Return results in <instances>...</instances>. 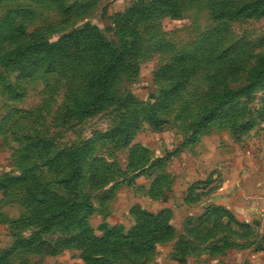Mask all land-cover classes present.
Wrapping results in <instances>:
<instances>
[{
  "label": "rangeland",
  "instance_id": "374dc122",
  "mask_svg": "<svg viewBox=\"0 0 264 264\" xmlns=\"http://www.w3.org/2000/svg\"><path fill=\"white\" fill-rule=\"evenodd\" d=\"M101 4L0 0V180L27 173L37 195L48 188L76 210L63 225L31 224L39 206L23 179L0 188V264H88L86 242L71 240L89 229L111 233L102 245L111 264H231L244 252L240 264H264V227L224 196L228 172L250 169L264 184V73L252 81L264 57V4L256 6L262 15L219 22L207 0L184 2L180 17L147 22L149 33L139 19L147 41L136 72L117 80L107 109L69 115L77 99L87 100L84 81L48 63L29 65L24 50L87 26L117 47L113 20L98 17ZM199 122L206 128L197 131ZM132 147L140 148L134 158ZM69 149L82 165L75 191L56 183L76 167L58 174ZM97 159L114 163L115 180L91 184ZM19 238L45 246H20Z\"/></svg>",
  "mask_w": 264,
  "mask_h": 264
},
{
  "label": "trees",
  "instance_id": "16d2710c",
  "mask_svg": "<svg viewBox=\"0 0 264 264\" xmlns=\"http://www.w3.org/2000/svg\"><path fill=\"white\" fill-rule=\"evenodd\" d=\"M198 0H153L149 4H143L140 6L132 5L124 12L115 13L110 19L113 20L114 30L118 39V46L114 47L102 33L93 26H87L78 30H75L72 34L60 38L56 43H49L48 41L40 40L37 44L29 45L24 50V61L29 65H35L40 67H46L48 63V69L50 71L60 73L66 71L68 74L73 75L75 79L84 81L86 89L87 100L85 102L76 100L75 107L70 109L69 115H82L85 113L96 114L98 111L108 108L106 103L116 99L113 92V87L117 80L125 73L126 70H130V73H135L137 64L135 57L139 56L141 48L146 45V38L141 36L138 32V26L142 23H138L139 19L143 20L144 31L149 33V29H146L149 21L155 19L158 15H168L171 17H180V13L183 11L184 2L186 5H190ZM239 2V1H238ZM208 8L211 11V16L216 21H222L225 19H237L240 17H255L262 15L261 7H256L258 4L263 5L264 0H257L250 3L249 0H245L242 4H238L236 0H207ZM133 25V26H132ZM144 40L141 43V40ZM153 40V38H151ZM149 40V41H151ZM196 55H192V59H195ZM189 58V57H188ZM185 56L179 58V62H185ZM259 69L253 76V82L258 81L260 76L264 73V57L260 58L258 63ZM206 128V125L199 122L196 124V130ZM132 140L124 143V146H130ZM49 145L48 143H44ZM39 144L37 143L36 146ZM43 146L42 148H47ZM132 158H134L135 152L139 150V147H132ZM71 152V153H70ZM73 150H68L69 164H59L62 167L58 174H61L69 168L68 166L74 165L73 170L66 171V176H61L56 183L58 185L73 186V191L77 187V183L73 182L74 174L78 170H82V165L77 166L75 160L77 155H72ZM65 159V157H63ZM62 158V159H63ZM63 159V160H64ZM80 161H85V156L79 155ZM97 166L89 173L91 184H97L96 181H104L106 183L111 180H115V172H111L110 167L114 166V163L106 159H97L95 161ZM66 164V165H65ZM120 170V169H119ZM118 170V171H119ZM27 177L18 176H4L0 180V188L6 189L10 182L20 179L24 181L27 195L31 198L33 203L39 206V209L35 212L33 219H28V222L36 225H63L65 221H71L73 219L75 206L74 202H64L57 195L50 193L48 188H43L40 194L35 192V181L33 177H30L27 173H24ZM81 178L83 175L80 176ZM23 179V181L21 180ZM112 193V192H111ZM76 194V193H75ZM107 195V194H106ZM110 195V194H109ZM111 196V195H110ZM109 196V197H110ZM69 207L65 209V207ZM156 226H159L158 224ZM92 230H84L83 234L71 242L85 243L83 246L82 257L88 264H111L106 260L109 255L107 251L103 250V244L108 241L109 233L106 237H96L91 233ZM117 230H112L115 234ZM33 242H38L39 245L45 246L44 242L40 238L35 241H27L23 238H19L20 246H31ZM84 245V244H83ZM9 254V251L8 253ZM7 256V255H6ZM6 256L4 257L6 261Z\"/></svg>",
  "mask_w": 264,
  "mask_h": 264
},
{
  "label": "crops",
  "instance_id": "0c3cea01",
  "mask_svg": "<svg viewBox=\"0 0 264 264\" xmlns=\"http://www.w3.org/2000/svg\"><path fill=\"white\" fill-rule=\"evenodd\" d=\"M98 1L102 3L98 17L109 21L113 14L124 12L135 2V0ZM248 170L243 173L240 170L226 173L224 182L226 190L224 193L225 201L235 207L237 213L244 217V219H248L264 227V184L259 182L260 180L254 176L250 169ZM262 170H259V173L262 174ZM245 253H234L231 257V264H240L244 261L246 257Z\"/></svg>",
  "mask_w": 264,
  "mask_h": 264
}]
</instances>
